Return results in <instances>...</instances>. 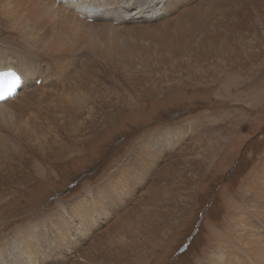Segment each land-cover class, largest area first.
I'll return each mask as SVG.
<instances>
[{"label": "bare ground", "instance_id": "6f19581e", "mask_svg": "<svg viewBox=\"0 0 264 264\" xmlns=\"http://www.w3.org/2000/svg\"><path fill=\"white\" fill-rule=\"evenodd\" d=\"M263 35L264 0H0V76H22L0 104V189L54 180L57 164L90 154L112 120L154 97L153 74L177 72L186 49L230 53ZM213 125L144 136L113 173L4 235L0 264H147L198 198L207 159L197 143L217 134ZM249 176L222 202L224 223L206 230L200 264H264V155Z\"/></svg>", "mask_w": 264, "mask_h": 264}, {"label": "rangeland", "instance_id": "374dc122", "mask_svg": "<svg viewBox=\"0 0 264 264\" xmlns=\"http://www.w3.org/2000/svg\"><path fill=\"white\" fill-rule=\"evenodd\" d=\"M258 40L259 43H240L230 53L219 47L211 51L186 49V56L180 58L184 64L177 66V72L153 74L146 81V92L155 93L154 97L143 100L144 106L127 112L126 117L112 120L115 128L105 131L107 137L101 136L96 148L92 145L87 149L90 154L57 164L54 180L31 177L24 185L0 189V239L35 222L46 211L55 212L60 199L69 203L83 192L85 183L96 184L113 173L139 140L153 131L185 126L191 121L204 129L214 122L219 126V130L214 128L217 134L197 143L200 149L195 156L207 159L198 198L167 245L154 258L150 256L147 263L200 264L206 230L214 224L222 225L228 214L222 202L227 195L238 194L264 155V101L260 103L258 99L262 98L252 94L255 88L264 91V35ZM166 74L169 79H165ZM170 87L173 93L167 92ZM186 139L188 143L192 137L186 134ZM170 247L173 249L166 254ZM151 251L147 249L149 254Z\"/></svg>", "mask_w": 264, "mask_h": 264}]
</instances>
